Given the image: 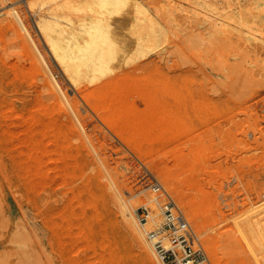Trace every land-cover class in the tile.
<instances>
[{
	"label": "rangeland",
	"instance_id": "374dc122",
	"mask_svg": "<svg viewBox=\"0 0 264 264\" xmlns=\"http://www.w3.org/2000/svg\"><path fill=\"white\" fill-rule=\"evenodd\" d=\"M135 1L161 34L132 40L100 88L66 80L25 0L14 1L71 110L0 24V264H159L146 233L168 201L183 220L178 235L206 256L198 264H262L264 246H251L241 221L264 218V0ZM107 173L139 225L158 214L156 227H140L153 263ZM24 232L32 243L17 247Z\"/></svg>",
	"mask_w": 264,
	"mask_h": 264
},
{
	"label": "bare ground",
	"instance_id": "6f19581e",
	"mask_svg": "<svg viewBox=\"0 0 264 264\" xmlns=\"http://www.w3.org/2000/svg\"><path fill=\"white\" fill-rule=\"evenodd\" d=\"M14 1L16 0H0L1 26L3 28H12L16 38L22 39L23 45L32 52L36 60V65L34 63L35 67L41 71L46 70L49 74L47 87L51 94L61 98L60 102L66 106L64 107L65 109H70L71 106L65 98L61 86L43 58L39 45L35 41L37 39L28 32L25 26V18L23 19V15L20 13L21 5L16 7ZM25 6L29 13L35 16V27L38 31V36L47 47L50 56L53 58L52 60L57 64L56 66H58L61 74L66 77V80L68 81L69 79L74 83L80 78L86 79L90 83L89 85L97 84V88L106 86L112 81L104 80L102 82L101 80L99 83L96 82L98 76L107 75L106 71L109 70V66L113 61L114 66H117L115 61L118 63V58L127 57L135 49L132 47V40H144L143 43L141 42L142 46H144L145 40H157V36L161 34L162 30V25L158 23L159 20L155 21L154 16V19L152 16V19L151 17L148 18L149 15L146 16L147 9L135 0H25ZM129 8L134 11L133 17L130 16V13L133 12H130ZM141 43L137 44V46L135 45L138 48H136L137 50L141 51L144 49ZM76 83L74 84L75 86H77ZM71 113L75 122L79 124L73 111ZM104 121L106 122V120ZM98 161L100 162L99 159ZM100 165L102 166V164ZM103 166L101 168L105 169ZM106 175L108 190L111 191L109 192L113 194L111 195L119 203L120 214L124 218L127 229L143 249L146 259L153 263V253L147 248L141 228L146 231L145 228L147 226L156 227L158 214L148 212L146 222L139 225L129 212L122 198L123 196H121V190L116 185L117 183L114 182V179L108 173ZM141 192L143 191L141 190ZM148 202L149 200L146 199L145 203ZM263 204L264 202H260L256 206L260 209L264 207ZM256 206L254 207L255 209L257 208ZM255 209L252 212H255ZM260 214L262 212L241 221V227L255 250H260L264 246V236L260 226L264 218ZM152 231L155 230H149L146 236ZM184 232L186 231L184 230ZM18 236L19 238L14 243L17 247L20 244L22 247H28L32 243L30 233H19ZM23 249L21 248V250ZM21 253H23L24 261H33L32 258L34 256L32 254L33 257L25 251ZM261 256V263L264 264V254ZM158 263L161 264L160 262Z\"/></svg>",
	"mask_w": 264,
	"mask_h": 264
},
{
	"label": "built area",
	"instance_id": "2783aa9c",
	"mask_svg": "<svg viewBox=\"0 0 264 264\" xmlns=\"http://www.w3.org/2000/svg\"><path fill=\"white\" fill-rule=\"evenodd\" d=\"M153 190L161 191V186L157 183ZM163 222L152 232H149L148 239L151 241L152 248L161 264H198L206 262V256L200 247L191 248L183 235H178L180 228H183V220L176 213L174 204L168 201L162 207ZM146 215H140L139 220L146 222ZM183 225V226H182ZM167 240V246L162 244ZM155 240V241H154ZM154 241V242H152ZM180 249L181 257L174 248ZM177 248V249H178Z\"/></svg>",
	"mask_w": 264,
	"mask_h": 264
}]
</instances>
